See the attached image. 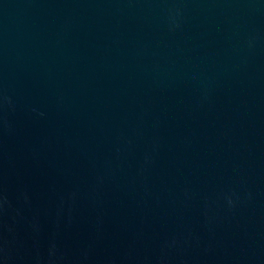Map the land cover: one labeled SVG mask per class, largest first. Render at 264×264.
Instances as JSON below:
<instances>
[{
  "label": "water",
  "instance_id": "95a60500",
  "mask_svg": "<svg viewBox=\"0 0 264 264\" xmlns=\"http://www.w3.org/2000/svg\"><path fill=\"white\" fill-rule=\"evenodd\" d=\"M0 264H264V0H0Z\"/></svg>",
  "mask_w": 264,
  "mask_h": 264
}]
</instances>
